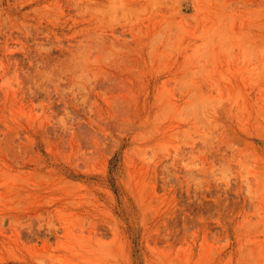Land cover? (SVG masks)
Instances as JSON below:
<instances>
[{
  "label": "rangeland",
  "instance_id": "374dc122",
  "mask_svg": "<svg viewBox=\"0 0 264 264\" xmlns=\"http://www.w3.org/2000/svg\"><path fill=\"white\" fill-rule=\"evenodd\" d=\"M0 264H264V0H0Z\"/></svg>",
  "mask_w": 264,
  "mask_h": 264
}]
</instances>
